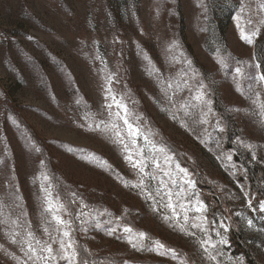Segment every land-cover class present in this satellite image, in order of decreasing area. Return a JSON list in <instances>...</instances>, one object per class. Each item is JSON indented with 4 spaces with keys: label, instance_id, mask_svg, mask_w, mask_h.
Instances as JSON below:
<instances>
[{
    "label": "rangeland",
    "instance_id": "obj_1",
    "mask_svg": "<svg viewBox=\"0 0 264 264\" xmlns=\"http://www.w3.org/2000/svg\"><path fill=\"white\" fill-rule=\"evenodd\" d=\"M261 5L264 0H0V264H43L25 254L28 232L45 257L41 246L56 240L57 258L49 264H67L57 255L58 241L68 239L64 231L77 264H92L85 255L100 256L99 264H109L107 255L124 257L122 264H246L230 249L232 225L264 264V198L248 178L250 168L258 170L264 188ZM257 29L253 43L241 38V30ZM109 87L123 98L139 136H129L116 118L122 109H107ZM200 92L211 112L196 99ZM219 99L234 124L217 109ZM13 110L76 193L74 216L57 213L67 228L46 211L43 158ZM101 121L117 124L120 137L104 124L97 129ZM141 155L150 175L133 167ZM43 183L53 202L62 203L51 182ZM198 200L206 205L202 214L195 211Z\"/></svg>",
    "mask_w": 264,
    "mask_h": 264
},
{
    "label": "snow or ice",
    "instance_id": "obj_2",
    "mask_svg": "<svg viewBox=\"0 0 264 264\" xmlns=\"http://www.w3.org/2000/svg\"><path fill=\"white\" fill-rule=\"evenodd\" d=\"M261 7H264V5H261ZM242 11H243V9H242ZM258 33H259V29H257L255 32H252L250 35H245L243 30H241V38L246 40L247 43L251 44V43H253V37L258 35ZM220 62L221 63L223 62L222 59H221ZM188 63L190 64L191 62L189 61ZM236 71L239 73L240 69L237 68ZM195 76H196V73L194 72L193 73V78H195ZM259 79L260 80H264V74H261L259 76ZM110 83H111V78L109 77V84ZM185 83H187V82L185 81ZM200 87L203 88V84L202 83L200 84ZM108 94H109V97L112 100V103H109V104L106 105L107 109L111 110L112 107H113V104H115L118 109H122L123 110V115H121V113L118 111V112L115 113L116 118L123 120L124 125L127 126L129 136H132V137L139 136L141 134L140 130L138 128H135L133 126V124L128 119L129 109H128L127 105L123 102V98L117 100L116 96L112 93L111 87L108 88ZM196 99L200 100L202 103L208 105V112H211V107H210L211 101H208V100L204 99V93L203 92H200V94L197 95ZM77 102L79 103V101H77ZM208 112H202V116L207 117ZM201 122L202 123H207V120L204 119ZM101 124H104V122L101 121L99 124L96 125V128L99 129ZM118 127L119 126L113 122L110 125L109 124H104L103 130H105V131H113L114 130L115 131V135L119 138L120 137V132L118 131ZM144 139H145L146 142L150 143V141H148V137L147 136H145ZM119 142L123 144V140L122 139H120ZM136 142L137 141L135 139L132 140V144H136ZM153 148L155 149V145H153ZM124 149H125V151L129 152V154L126 155L125 159L129 160L130 162L133 161V156L131 155V152L129 151V146L127 144H124ZM36 151H40V149L36 148ZM158 151L159 152H164V149L160 148V149H158ZM145 159L146 158L141 155V159L135 160V162L133 163V167L134 168H138L139 171L141 173H143L144 175H150L149 173L145 172V167H146V164L144 162ZM149 159L152 160V162L156 166V168H160V164H159L158 160L155 157H149ZM169 159H170V157H167V156L165 157V161L166 162ZM228 159H231V156H229ZM0 162H2V161H0ZM41 164H43V161H41ZM176 167L179 168V165L177 164ZM180 171L183 172L185 176H187V170L180 169ZM165 175H169V173H165ZM41 178H42L41 190L45 194V201H46V205H47L46 211H48V212H50L52 214L53 219L56 221V223L58 225H61V226L65 227V228H67L69 226V221H66L65 219L62 218L61 215L57 214L58 212L67 210L65 208V205L63 203H60V202L54 203L53 199H51L52 193L49 190V187H45V185L43 183V181H49L48 175L46 173L42 172L41 173ZM186 183H187L189 188L194 187V184H193V182L191 180H187ZM141 184H143V180H141ZM161 184L162 185L164 184L163 180H161ZM136 186H140V185H136ZM72 195L75 197L76 193H72ZM177 195H179V193ZM245 195H247V193H245ZM169 200H171V193H169ZM72 202L74 203L75 201H72ZM249 205H251V200H249ZM85 207H87V206L85 205ZM168 207H170V208L173 207L171 202L169 203ZM181 207H183V205H181ZM261 210L264 211V203L261 204ZM173 211H175V210L173 209ZM195 211L197 213H201L202 214L204 211H206V205H204V203L202 201L198 200L196 202ZM80 215L81 216H87L88 214L81 212ZM187 219H188V217H187V215H185V220H187ZM197 219L201 220V222H203L204 220H206V217L201 215V216H198ZM83 222L84 221H82V223ZM12 223L16 224L17 221H12ZM249 224H251V221H249ZM194 226L195 227H199L200 225H194ZM47 231H48L47 228H45V232H47ZM113 231H114V229H113ZM124 231L129 233V234L132 233V229L130 227H125ZM204 231L207 232L206 229H204ZM109 234H111V232H109ZM137 235L139 237H144L145 234L143 232H141V233H138ZM27 237H28V240L26 242L28 244V252H26L25 254L28 255L29 259H32L33 256H35V258L37 260H39V261H42L43 264H49V261L56 260L57 257H56V255H53L54 249L52 247V243H57L56 240H53L52 243H47L46 242L43 246H41L40 252L47 253V256L45 257L44 255L37 254V249L33 247L32 242H31L32 240H35V236L33 235V233L32 232H28L27 233ZM63 237H66L68 239H67V241H65V239L61 238L58 241L59 250L57 251V255H59L61 259L66 260L67 264H77L78 253H77V251H76V249L74 247V242L71 239L70 232L69 231H64L63 232ZM12 242L13 243L17 242L16 238H15V235L12 236ZM129 242L130 243L132 242L131 238L129 239ZM221 242H226V241L222 240ZM156 243H157V245L160 248L164 247V245L160 244L159 241H157ZM201 243H202V245L210 244V238H209V240L202 241ZM36 244L40 245V241L36 240ZM136 246L137 245L134 243L133 247H136ZM205 251L207 252L208 248H205ZM209 258L212 259V260H215V256H212L210 252H209Z\"/></svg>",
    "mask_w": 264,
    "mask_h": 264
},
{
    "label": "trees",
    "instance_id": "obj_3",
    "mask_svg": "<svg viewBox=\"0 0 264 264\" xmlns=\"http://www.w3.org/2000/svg\"><path fill=\"white\" fill-rule=\"evenodd\" d=\"M215 21H212V25H214ZM264 48H263V43L262 45H259L258 49V58L260 61V64L263 68L264 71ZM217 109L223 116V118L227 121L230 122L231 124H234L232 121V118L229 117L230 115L226 113V110L224 109L223 104L221 103V100L219 99L217 102ZM13 114L16 117V122L20 128L27 134V136L30 138L31 142L36 145L37 148L40 149L38 151L43 158V167H44V172L48 175L49 181L52 184L54 194L57 198H59L62 203L65 205V208L67 209V215H70L71 217L74 216V212L77 210V204L73 201V197L71 196V193L73 191L72 185L55 169L53 166V163L51 161L50 153L47 148V146L43 143V141L39 138L35 130L32 128L30 124H28L23 116L18 113L16 110H13ZM155 125V124H154ZM231 131V137L235 136V131L234 128L230 129ZM161 133V132H159ZM158 136L163 139L160 134ZM176 152H178L176 150ZM239 161H242L239 157L237 156ZM248 178L250 182L253 184L252 186L258 189V193L261 195V197L264 198V188L260 184V173L258 170H253L249 169L248 171ZM217 199V198H215ZM219 199L216 200V206L215 209L219 208ZM217 211V210H216ZM215 215V214H214ZM230 249L241 256L242 258L245 259L246 264H259V262L256 259V256L254 255L252 249L247 245L244 233L242 230L234 225L230 228ZM83 255V253L81 252ZM86 259L88 261L92 260L91 263H97L99 264L100 256H93L90 259V257L86 256ZM108 260L109 264H122L124 262V257H119L117 255H107L104 257Z\"/></svg>",
    "mask_w": 264,
    "mask_h": 264
}]
</instances>
